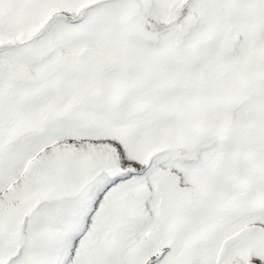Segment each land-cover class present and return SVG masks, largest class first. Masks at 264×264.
I'll return each mask as SVG.
<instances>
[{
    "label": "snow or ice",
    "instance_id": "snow-or-ice-1",
    "mask_svg": "<svg viewBox=\"0 0 264 264\" xmlns=\"http://www.w3.org/2000/svg\"><path fill=\"white\" fill-rule=\"evenodd\" d=\"M0 264H264V0H0Z\"/></svg>",
    "mask_w": 264,
    "mask_h": 264
}]
</instances>
